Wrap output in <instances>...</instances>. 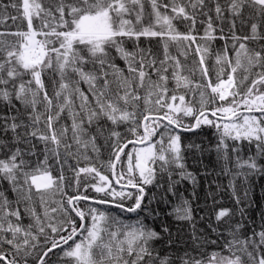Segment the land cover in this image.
Wrapping results in <instances>:
<instances>
[{
  "label": "snow or ice",
  "instance_id": "obj_1",
  "mask_svg": "<svg viewBox=\"0 0 264 264\" xmlns=\"http://www.w3.org/2000/svg\"><path fill=\"white\" fill-rule=\"evenodd\" d=\"M0 264H264V0H0Z\"/></svg>",
  "mask_w": 264,
  "mask_h": 264
},
{
  "label": "trees",
  "instance_id": "obj_2",
  "mask_svg": "<svg viewBox=\"0 0 264 264\" xmlns=\"http://www.w3.org/2000/svg\"><path fill=\"white\" fill-rule=\"evenodd\" d=\"M211 74V73H210ZM257 194H259V193H257Z\"/></svg>",
  "mask_w": 264,
  "mask_h": 264
}]
</instances>
